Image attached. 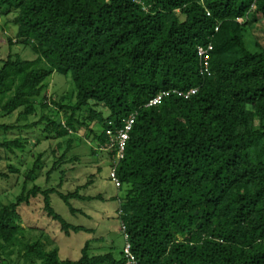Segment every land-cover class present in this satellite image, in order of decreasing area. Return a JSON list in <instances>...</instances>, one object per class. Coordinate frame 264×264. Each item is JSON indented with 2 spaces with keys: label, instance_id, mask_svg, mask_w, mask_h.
<instances>
[{
  "label": "trees",
  "instance_id": "obj_1",
  "mask_svg": "<svg viewBox=\"0 0 264 264\" xmlns=\"http://www.w3.org/2000/svg\"><path fill=\"white\" fill-rule=\"evenodd\" d=\"M3 17L17 33L0 59V117L40 118L0 124V152L25 153L23 132L60 140L47 182L58 171L61 178L56 188L36 184L43 154L25 173L0 171V179L23 177L16 200L0 203V264H126L124 251L92 255L94 240L76 261L63 260L51 240L21 242L19 208L39 196L66 237L95 234L52 206L54 194L73 215V201H104L83 195L88 185L59 191L63 165L77 161L68 154L79 128L91 154L116 168L125 192L119 218L137 264H264V46L247 42L252 23L264 20V0H0ZM16 45L35 58L13 53ZM209 45L210 75L198 55ZM55 74L71 81L72 99L49 95ZM192 89L189 99L175 93ZM132 117L118 161L117 133Z\"/></svg>",
  "mask_w": 264,
  "mask_h": 264
},
{
  "label": "rangeland",
  "instance_id": "obj_2",
  "mask_svg": "<svg viewBox=\"0 0 264 264\" xmlns=\"http://www.w3.org/2000/svg\"><path fill=\"white\" fill-rule=\"evenodd\" d=\"M3 21L5 22L6 18L0 19V59H5L10 52L7 40L14 38L17 33V28L10 23L5 28ZM256 41L264 46L263 19L253 22L247 34L249 49L254 48ZM12 52L20 54L27 60L35 58L32 51L23 46H13ZM47 83L50 84V96L67 95L72 99L73 86L69 79L65 80V77L55 74ZM39 118L40 111L37 116L18 121V113H16L11 117H0V124L19 122V125H26L38 121ZM22 134L29 141L27 151L25 153L19 152L17 156L0 152V171L9 173L8 165H13L21 169L22 173H25L33 166L36 157L43 154L44 167L36 184L44 189L56 188L60 183V171L54 173L49 182H47V173L51 170L55 161L52 151L57 148V143L60 140H44L39 132H23ZM17 135L18 132L13 137ZM85 135L84 129L79 128L75 137H72L75 139H73V148L68 154V160L77 157V161L73 163L68 162L63 165L62 170H65L66 175L64 177V184L59 191L64 194L73 193L78 188L88 185L86 189L82 190V194L92 197L102 196L104 201H73L72 205L78 211L76 215H73L59 196L54 194L52 195V206L68 223L93 229L96 231L95 234L82 232L72 234L71 237H66L61 232L59 223L47 217L43 210L44 198L43 196H39L37 199L31 200L30 204H24L19 208L23 228L21 231V242L24 244L29 242L35 243L37 241L46 243L48 240H51L52 244L50 248L54 246L59 247L60 256L63 260L76 261L81 258L85 243L94 240L96 242L91 247L92 255H104L112 251L119 258L120 253L124 251L126 246L125 234L121 230L122 222L118 213L121 204L119 200L124 197L125 192L119 190L111 179V171L108 166L110 159L108 156L95 157L92 155L90 147L94 144ZM40 137L43 140L40 145H36L35 143H37V139ZM99 168H102V172L100 173ZM90 182L92 183L89 184ZM33 186L31 184L30 188ZM22 189L23 177L19 178L10 175L9 179H0V203L7 205L14 202L21 194ZM112 198H117V200L112 201ZM18 257L19 255H15L13 259L18 262ZM21 263L28 264L24 259H22Z\"/></svg>",
  "mask_w": 264,
  "mask_h": 264
},
{
  "label": "built area",
  "instance_id": "obj_3",
  "mask_svg": "<svg viewBox=\"0 0 264 264\" xmlns=\"http://www.w3.org/2000/svg\"><path fill=\"white\" fill-rule=\"evenodd\" d=\"M213 51V46L209 45L206 48L201 47L198 50V55L201 58L202 62H203V71L205 73H208L210 75L209 72V58H210V53ZM197 90L196 89H192L188 92H181V91H177L175 92L178 96L183 97L185 99H189L191 96H193L194 94H196ZM171 92H163L161 94H159L157 97H155L153 100H151V102L149 103V106H156L159 105L162 100L168 96H170ZM135 123V118L132 117L129 119V121L126 124V127L124 130H121L117 133V142L119 145V151H118V155H117V160L120 161L121 159H123L124 157V149L126 146L127 141L129 140V134L130 131L133 128V125ZM108 135L110 137H113V131H108ZM112 147V146H111ZM111 179L113 180L115 186L117 188L121 187V182L119 181L118 177H117V172H116V168L112 169L111 171ZM121 230L122 232L125 234V239H126V246L124 249L125 252V258L127 260L126 264H137V260L136 257L134 256V254L131 251V246L128 243V236L126 235V229L124 224H121Z\"/></svg>",
  "mask_w": 264,
  "mask_h": 264
}]
</instances>
